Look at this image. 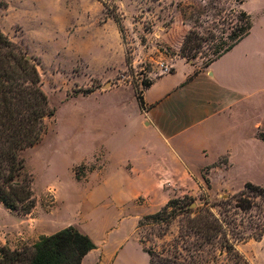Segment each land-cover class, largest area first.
Masks as SVG:
<instances>
[{
	"label": "rangeland",
	"instance_id": "374dc122",
	"mask_svg": "<svg viewBox=\"0 0 264 264\" xmlns=\"http://www.w3.org/2000/svg\"><path fill=\"white\" fill-rule=\"evenodd\" d=\"M240 11L249 15L252 28L234 53L260 58L261 64L255 67L252 61L248 71L262 90L247 101L253 124L264 117V0H0V30L34 59L54 109L42 140L21 153L36 205L22 214L0 203V227L5 229L1 236L21 249L41 234L73 225L97 246L85 264H149L144 248L162 258L168 255L166 249L186 216L179 206L191 202L190 207L200 209L213 204L210 208L219 213L222 201L234 203L246 182L264 186V142L253 136V128L249 154L235 158L226 171L215 169L212 185L204 172L199 188L171 194L169 199L182 200L173 207L176 213L169 222L144 219L169 199L157 204L152 189L112 178L121 163L117 146H126L132 154V139L141 132L133 86L141 90L147 81L172 72L176 60L204 68L207 58L202 55L191 61L181 56L185 34L202 24L201 31L210 29L229 43L228 36L244 23ZM113 14L122 20V34ZM215 17L221 20L216 25L211 22ZM258 133L262 139L264 122ZM105 140L113 146L109 161L96 168ZM256 213L253 207L242 215L248 221ZM237 248L250 264H264V234L260 241L248 238ZM224 261L220 257L213 264Z\"/></svg>",
	"mask_w": 264,
	"mask_h": 264
},
{
	"label": "trees",
	"instance_id": "16d2710c",
	"mask_svg": "<svg viewBox=\"0 0 264 264\" xmlns=\"http://www.w3.org/2000/svg\"><path fill=\"white\" fill-rule=\"evenodd\" d=\"M112 16L122 34L121 18ZM240 17L244 23L237 33L228 36L229 43L210 29L201 31L198 26L202 24L193 26L183 38L181 56L191 61L202 55L207 58V66L249 34L252 28L249 15L240 11ZM216 18L211 20L214 25L221 21ZM199 19L197 15L196 22L200 23ZM121 38L123 41V35ZM125 59L129 63L128 56ZM151 83V80L144 83L141 90L133 86L141 109L147 107L143 89ZM53 115L54 109L41 87L34 59L0 30V203L9 210L28 214L36 205L32 177L25 170L21 153L42 140L48 131L47 120ZM252 197L264 200V186L248 181L235 196L234 203L228 199L222 201L219 213L210 208L213 204L200 209L190 207L191 202L179 206L177 209L186 216L166 249L168 255L162 258L154 250L144 248L149 263L213 264L224 257L225 261L219 264H250L237 244L248 238L260 241L264 234V203L258 204ZM181 200L178 197L169 199L161 209L145 215L144 219L152 220V223L171 221L176 213L173 207ZM253 207L258 208V213L245 221L242 214ZM96 247L89 235L68 225L51 234H41L33 244L21 249L0 245V264H81L84 256Z\"/></svg>",
	"mask_w": 264,
	"mask_h": 264
},
{
	"label": "crops",
	"instance_id": "0c3cea01",
	"mask_svg": "<svg viewBox=\"0 0 264 264\" xmlns=\"http://www.w3.org/2000/svg\"><path fill=\"white\" fill-rule=\"evenodd\" d=\"M240 41L204 68L176 60L172 72L153 79L143 90L145 109L139 107L132 89L134 115L141 132L132 139L136 143L132 154H127L126 146H117L121 163L114 180L146 186L155 193L157 204H163L171 194L181 195L188 187L199 188L204 172L212 185L215 169L226 171L235 158L247 156L251 128L253 136L264 142V137L257 135L264 117L251 124L247 103L262 91L248 76L252 61L255 67H261L260 58L252 60L250 55L234 53ZM103 142L96 168L106 165L109 147L113 148L107 140ZM4 232L0 227V245L14 249V242L1 236ZM89 252L81 264H85Z\"/></svg>",
	"mask_w": 264,
	"mask_h": 264
},
{
	"label": "water",
	"instance_id": "95a60500",
	"mask_svg": "<svg viewBox=\"0 0 264 264\" xmlns=\"http://www.w3.org/2000/svg\"><path fill=\"white\" fill-rule=\"evenodd\" d=\"M191 206H194V204H192Z\"/></svg>",
	"mask_w": 264,
	"mask_h": 264
}]
</instances>
